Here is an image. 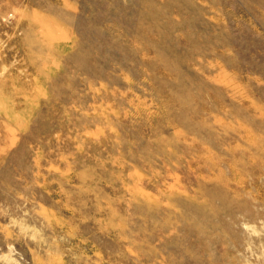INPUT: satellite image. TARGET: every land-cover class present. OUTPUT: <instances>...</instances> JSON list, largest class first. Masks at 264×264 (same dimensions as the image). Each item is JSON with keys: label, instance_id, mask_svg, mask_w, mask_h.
I'll return each instance as SVG.
<instances>
[{"label": "rangeland", "instance_id": "374dc122", "mask_svg": "<svg viewBox=\"0 0 264 264\" xmlns=\"http://www.w3.org/2000/svg\"><path fill=\"white\" fill-rule=\"evenodd\" d=\"M0 264H264V0H0Z\"/></svg>", "mask_w": 264, "mask_h": 264}]
</instances>
